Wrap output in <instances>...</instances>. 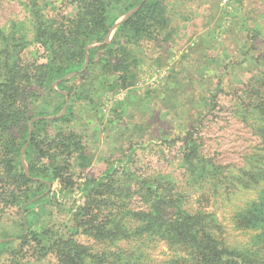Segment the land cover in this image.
Masks as SVG:
<instances>
[{
  "label": "rangeland",
  "instance_id": "obj_1",
  "mask_svg": "<svg viewBox=\"0 0 264 264\" xmlns=\"http://www.w3.org/2000/svg\"><path fill=\"white\" fill-rule=\"evenodd\" d=\"M70 1L0 0V45L10 36L18 46L25 42L21 54L25 60L38 56V47L31 45L38 19L54 16L58 7L67 5L70 9ZM163 1L169 28L155 41L129 47L130 69L125 81H117L118 73H105L98 55L86 79L75 83L76 93L87 94L91 101L72 99L70 127L82 134L92 164L82 179L75 177L72 190L59 193L53 189L60 208L44 206L37 210L30 231L50 237L62 233L69 210L83 202L82 183L101 180L108 171L119 192L106 204L107 211L101 212L111 215L112 227L122 218L134 229L139 226L138 215L146 217L142 226L149 222V228L159 217L170 218L172 207H152L143 186L150 181L156 182L158 190H170L172 199L182 200L180 205L188 212L202 211L210 216V228L220 230L227 245L244 246L263 231L235 224L236 216L247 204L258 200L263 184L251 190L233 189L227 176L248 168L245 160L258 148L256 136L234 119L238 113L232 101L252 74L264 70V0ZM125 16L117 18L106 43L127 19ZM56 102L60 98L53 97L51 103ZM189 139L205 161L218 165V175L203 180L193 167H187L184 142ZM251 164L256 166L255 161ZM101 212L99 217L103 216ZM2 214L0 235L26 237L0 239L12 241V249L26 252L23 264L58 263L54 255L40 259L31 255L33 242L29 229L24 231L20 225V211ZM82 239L95 252H112L124 246ZM172 252L165 241L158 242L150 257L153 264H168Z\"/></svg>",
  "mask_w": 264,
  "mask_h": 264
},
{
  "label": "trees",
  "instance_id": "obj_2",
  "mask_svg": "<svg viewBox=\"0 0 264 264\" xmlns=\"http://www.w3.org/2000/svg\"><path fill=\"white\" fill-rule=\"evenodd\" d=\"M137 7V11L117 26L106 43L117 18ZM168 28L169 18L163 0H71L70 9L67 5L58 7L54 16L38 19L31 45L37 46L39 52L31 60L21 56L25 42L18 46L13 37L2 39L0 224L4 211H20L23 217L20 225L24 231L29 229L28 235L33 242V257L54 255L57 264H153L150 251L156 243L165 241L169 250L174 251L168 264H264V70L252 74L244 90L232 101L238 113L233 112V116L239 117L233 118L256 136L258 148L245 160L248 168L227 176L230 178L227 183L233 189L247 190L263 184L258 197L261 202L248 203L235 219V224L246 230L263 228L260 235L252 236L246 245H227L220 230L214 232L210 228V216L202 211L188 212L180 205L182 200L172 199L170 190L162 187L158 190L156 182L150 181L143 186L147 188L146 195L152 207H172L170 218L159 217L152 228L149 222L142 226L147 220L141 215L137 220L139 226L134 229L122 218L115 226H110L111 215L104 214L101 209L107 211L106 204L116 196L119 188L109 171L101 180L82 183L83 202L69 210L62 233L50 237L30 231L37 210L44 206L60 208L54 201L53 189L57 188L59 193L72 190L75 177L82 179L92 164L82 134L70 125L72 99L91 101L87 94H77L76 90L86 79L93 60L101 55L102 70L118 73L117 81L121 83L129 76V47L155 41ZM86 55L87 68L84 70ZM63 93L68 96L69 105L62 116L55 117L65 104ZM53 97L60 98V102L52 104ZM184 143L187 151L184 161L188 168L193 167L203 180L219 174L218 165L205 161L194 141L189 139ZM252 161L256 162L255 167ZM100 212L102 217L98 215ZM81 237L114 246L123 243L124 246L112 252H95ZM0 239L26 240V237L3 233ZM11 245L12 241L0 242V264L27 261L26 252L14 250Z\"/></svg>",
  "mask_w": 264,
  "mask_h": 264
},
{
  "label": "water",
  "instance_id": "obj_3",
  "mask_svg": "<svg viewBox=\"0 0 264 264\" xmlns=\"http://www.w3.org/2000/svg\"><path fill=\"white\" fill-rule=\"evenodd\" d=\"M138 8H139V7L135 8L134 10L130 11L129 13H127L125 17H126V18L130 17L135 11H137ZM112 32H113V29L111 30V32H110V34H109V38H108V40L110 39ZM87 60H88V57H87V55H86V57H85V66H84V68H85L86 65H87ZM67 104H68V98L66 97L65 104H64V106H63V108H62L60 114H58V115L55 116V117H60V116H62V115L64 114V112H65V110H66V107H67ZM55 117H54V118H55ZM48 119H53V118H48Z\"/></svg>",
  "mask_w": 264,
  "mask_h": 264
}]
</instances>
